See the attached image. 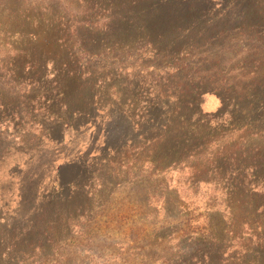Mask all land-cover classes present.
I'll return each instance as SVG.
<instances>
[{
  "label": "trees",
  "instance_id": "obj_1",
  "mask_svg": "<svg viewBox=\"0 0 264 264\" xmlns=\"http://www.w3.org/2000/svg\"><path fill=\"white\" fill-rule=\"evenodd\" d=\"M99 246L264 264V0H0V264Z\"/></svg>",
  "mask_w": 264,
  "mask_h": 264
},
{
  "label": "rangeland",
  "instance_id": "obj_2",
  "mask_svg": "<svg viewBox=\"0 0 264 264\" xmlns=\"http://www.w3.org/2000/svg\"><path fill=\"white\" fill-rule=\"evenodd\" d=\"M92 37H94V38H96V36H92ZM97 39V38H96ZM170 60V59H169ZM150 61V60H149ZM107 64H109V62H107ZM91 132H92V129H90L89 130V132H86L85 130H82L81 131V134H79V135H81L80 136V139H79V142L75 145V144H73L74 143V140H71L70 141V144H69V146H67L66 144L64 145V147H65V149L64 148H62V150L63 151H61V152H66L65 154L63 153V154H60V161H59V163H61V164H66V163H68V162H70L71 161V159L75 156V154L77 153V152H79V150L81 149V151H82V153H80L79 152V155H84L85 153H84V151H85V148L88 146V144L90 143V142H92V134H91ZM75 134H71V133H67L66 134V139L67 138H69V139H73V136H74ZM85 135V136H84ZM74 145V146H76V151L74 150H72L73 149V147H71V145ZM66 147H68V148H66ZM89 147H91V144L89 145ZM70 148V149H69ZM75 148V147H74ZM72 152V154L69 156V157H66V154L67 153H71ZM82 157V156H81ZM75 161V160H74ZM74 163H80L82 166L83 165H85V161L81 158V159H79V160H77V161H75ZM94 178H95V176H94ZM94 178H93V180H92V172L90 173V174H88V175H86V176H82L80 179H79V181L77 182V189H78V192H79V194H81V196H80V198L79 199H82V200H84L85 199V193H90V197H91V208H92V181H94ZM16 196L17 195H15V198H16ZM83 196V198H81ZM105 198H106V196H103L102 194H99V196H97L96 197V199H98V200H100L98 203H103V201L105 200ZM94 200V199H93ZM95 201V200H94ZM98 203H96V204H98ZM109 206L107 205L106 207H105V210H106V208H108ZM98 222H99V224H100V226H102L103 228H104V225H103V223H104V218H102V217H99V219H98ZM92 239V238H91ZM96 249V248H95ZM92 253V252H91ZM88 253V254H85V255H83V256H81L80 258H86V259H92V263L93 264H104L108 259H106V254H104L103 252H102V250H101V247L99 246L98 247V249L97 250H95V253Z\"/></svg>",
  "mask_w": 264,
  "mask_h": 264
}]
</instances>
